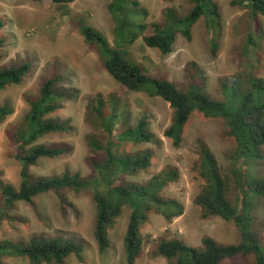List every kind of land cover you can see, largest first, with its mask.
Wrapping results in <instances>:
<instances>
[{
    "label": "trees",
    "instance_id": "16d2710c",
    "mask_svg": "<svg viewBox=\"0 0 264 264\" xmlns=\"http://www.w3.org/2000/svg\"><path fill=\"white\" fill-rule=\"evenodd\" d=\"M52 1L62 8L75 0ZM195 2L184 16L168 8L161 23L147 20L149 10L140 0H108L107 7L115 22L113 44L93 25L79 24L86 42L118 83L116 90L90 96L85 105V121L91 128L86 134L85 161L92 173L84 176L70 169L58 174L32 172L41 159L56 158L72 150L68 145L40 141L47 135L74 128L71 117L54 116L73 93L59 86L65 81L64 76L52 73L40 82L37 94L25 95L26 110L5 128L8 154L21 165V182L19 187L14 186L0 168V226L5 221L18 220L13 211L19 202L33 203L38 196L52 192L65 212L67 205L73 206L70 197L90 192L95 208L93 234L102 256L111 247L110 231L125 208L130 209L123 246L127 263L134 264L145 243L141 228L151 221V216L161 215L172 221L185 210L182 201L165 192L168 185L179 179L178 167L167 165L149 178L141 177L152 166L151 144L163 145V139L151 128L150 117L127 109L129 96L143 91L161 97L172 107V120L163 134L175 146L182 143L184 128L195 112L223 119L226 131L236 142L227 166L223 167L210 146L202 138L196 139L194 169L203 184L194 202L204 218L233 221L239 231L237 241L220 243L205 235L197 246L179 238H161L155 240L154 254L168 264H222L238 255H253L252 264H264V217L259 219L258 214L264 200V77L260 58L263 29L258 19V15H264V0L231 1L248 9L251 31L239 52L243 67L220 79L219 97L205 90L194 69L189 70L188 86L179 87L165 76H154L151 64L137 60L129 49L141 38L145 45L162 54L169 53L177 34L191 39L192 28L205 17L216 54L215 34L221 24L219 5L215 0ZM8 23L0 17V31ZM7 41L8 36L2 32L0 51ZM31 69V61L1 66L0 90L22 84ZM14 111L10 99H0V125ZM71 256L79 262L85 260L83 245L72 238L43 234L27 239L0 238V264H9L7 260L15 257L24 258L29 264H69Z\"/></svg>",
    "mask_w": 264,
    "mask_h": 264
},
{
    "label": "rangeland",
    "instance_id": "374dc122",
    "mask_svg": "<svg viewBox=\"0 0 264 264\" xmlns=\"http://www.w3.org/2000/svg\"><path fill=\"white\" fill-rule=\"evenodd\" d=\"M219 5L220 29L215 41L216 54L212 50L209 27L202 17L192 28V37L187 39L177 34L173 50L162 54L158 49L144 44L138 38L129 46L132 55L142 62L151 64L154 76H165L179 87L189 84V70L194 69L197 79L205 90L221 96L220 79L242 69L243 59L239 52L251 31L247 8L231 4L232 0H215ZM149 10L148 21H165V11L172 8L178 16L186 15L196 4L195 0H140ZM108 0H75L68 6L57 8L52 0H0V17L8 25L5 33L8 41L0 51V67L21 61H31L32 69L22 84H12L0 90V99H10L14 113L0 125V168L5 177L16 187L21 182V165L8 154L5 128L26 110L25 95H35L39 84L46 76L60 73L65 81L59 86L73 93L64 103V108L54 116L71 117L74 128L70 132L55 133L40 139L54 145H68L72 150L56 158L41 159L32 167L37 175L61 173L66 169L79 171L84 176L92 173L85 161L87 154L86 134L91 131L85 121V105L90 96L98 93L107 95L118 87L117 81L105 70L97 52L85 40L79 24L85 22L102 32L111 44L114 41L115 22L108 10ZM263 29L261 75L264 77V15H258ZM191 63V64H190ZM193 63V64H192ZM106 97V96H105ZM133 114L150 117L152 130L163 139V145H152L154 157L150 169L142 174L149 178L167 165L178 167L180 176L165 189L168 195L178 198L185 206L184 213L166 221L161 215H152L151 221L141 228L144 236L142 254L134 264H168L166 259L154 254L155 240L179 238L192 245H201L205 235H211L220 243L236 242L239 231L233 221L220 217L204 218L201 208L194 202L203 180L195 171L197 155L194 150L196 139L202 138L217 156L223 167L235 148V139L228 134L224 120L205 117L195 112L184 128V139L179 146L164 136L163 132L172 120L173 109L159 96L146 92H133L128 98V108ZM72 205L62 211L57 195L52 192L38 196L33 203L19 202L13 214L18 220L5 221L0 226V238L27 239L32 235H59L74 239L83 245L85 260L79 262L74 256L69 264H128L124 254L123 236L129 220L130 209L125 208L116 225L110 231L111 247L107 255L98 251L93 234L95 208L90 192H82L69 198ZM259 219L264 217V200L259 207ZM258 230V233H261ZM9 264H29L24 258H9ZM253 255H238L222 264H252Z\"/></svg>",
    "mask_w": 264,
    "mask_h": 264
}]
</instances>
